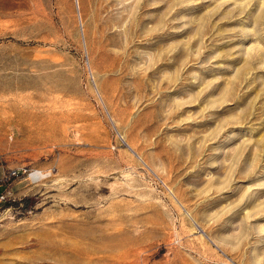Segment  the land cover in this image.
I'll use <instances>...</instances> for the list:
<instances>
[{
  "label": "rangeland",
  "instance_id": "374dc122",
  "mask_svg": "<svg viewBox=\"0 0 264 264\" xmlns=\"http://www.w3.org/2000/svg\"><path fill=\"white\" fill-rule=\"evenodd\" d=\"M263 203L264 0H0V264H264Z\"/></svg>",
  "mask_w": 264,
  "mask_h": 264
},
{
  "label": "bare ground",
  "instance_id": "6f19581e",
  "mask_svg": "<svg viewBox=\"0 0 264 264\" xmlns=\"http://www.w3.org/2000/svg\"><path fill=\"white\" fill-rule=\"evenodd\" d=\"M41 173V172H40ZM37 173L33 174L32 176L36 175ZM30 176V175H29ZM264 204V203H263ZM74 235V234H73ZM103 238L100 237H89L87 240L88 242H100L103 241ZM54 245V244H53ZM103 247L99 245V247H92L89 249H85L83 247H74L67 244H56V246L48 247L50 252L57 254L58 256H62L63 260L65 259H73L78 260L80 263L86 262L87 264H103L104 259L109 258V256L103 257ZM112 254V253H111ZM62 260V261H63Z\"/></svg>",
  "mask_w": 264,
  "mask_h": 264
}]
</instances>
